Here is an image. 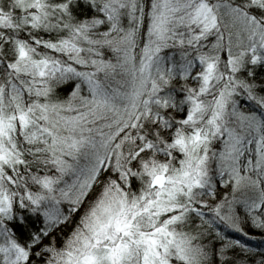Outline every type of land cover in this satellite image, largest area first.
I'll return each instance as SVG.
<instances>
[{"label":"snow or ice","instance_id":"obj_1","mask_svg":"<svg viewBox=\"0 0 264 264\" xmlns=\"http://www.w3.org/2000/svg\"><path fill=\"white\" fill-rule=\"evenodd\" d=\"M0 264H264V0H0Z\"/></svg>","mask_w":264,"mask_h":264}]
</instances>
